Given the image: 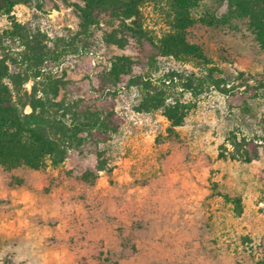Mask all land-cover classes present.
I'll return each mask as SVG.
<instances>
[{
    "label": "rangeland",
    "instance_id": "rangeland-1",
    "mask_svg": "<svg viewBox=\"0 0 264 264\" xmlns=\"http://www.w3.org/2000/svg\"><path fill=\"white\" fill-rule=\"evenodd\" d=\"M78 6L17 4L0 14V30L17 21L51 38L72 35ZM226 8L225 0H198L193 15L218 18ZM141 12L153 35L166 30L151 4ZM100 22L84 38L87 49L66 56L58 73L87 105L113 103L120 127L109 142L83 144L57 165L0 166V264H264V48L239 21L196 24L190 40L210 58L220 89L196 97L175 91L185 115L173 126L161 110L138 109L139 91L126 86V75L113 95L98 91L95 75L111 58L136 55L131 39L123 48L101 40L103 32H124L120 20ZM159 61L158 74L198 72ZM243 138L257 151L247 161Z\"/></svg>",
    "mask_w": 264,
    "mask_h": 264
},
{
    "label": "trees",
    "instance_id": "trees-1",
    "mask_svg": "<svg viewBox=\"0 0 264 264\" xmlns=\"http://www.w3.org/2000/svg\"><path fill=\"white\" fill-rule=\"evenodd\" d=\"M30 1L0 0V14H9L13 6ZM80 1L79 31L72 35L51 38L38 27L17 21L0 30V166L38 170L46 160L57 165L70 150L83 144H105L117 133L121 119L113 103L103 109L87 105L68 89L64 72L58 73L66 56L87 49L84 38L101 23V17L118 19L124 27L120 36L116 31L103 32L102 42L123 48L131 39L136 55L111 58L95 75L98 91L113 95L126 75V86L139 91L138 109L161 110L173 126L181 125L185 115V104L174 96L175 91L196 97L207 88L220 89L221 80L214 76L210 58L190 40L189 33L196 24L230 27L239 21L264 48V0H225L224 14L200 20L193 15L198 0ZM148 4L167 27L160 36L153 35L143 24L141 9ZM161 58L196 65L198 72L182 76L167 70L158 74ZM134 69L140 73L135 74ZM26 107L29 112H25ZM241 141L246 161L257 156L254 139ZM102 167L99 162L98 170Z\"/></svg>",
    "mask_w": 264,
    "mask_h": 264
}]
</instances>
